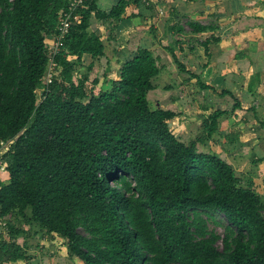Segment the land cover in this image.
<instances>
[{
  "label": "trees",
  "instance_id": "16d2710c",
  "mask_svg": "<svg viewBox=\"0 0 264 264\" xmlns=\"http://www.w3.org/2000/svg\"><path fill=\"white\" fill-rule=\"evenodd\" d=\"M99 1H84L47 83L51 40L69 0H0V143L8 144L0 264L27 261V242L17 240L38 232L61 238L73 264H264V194L250 180L243 184L223 157L197 149L228 112L213 111L193 141L174 135L176 114L148 99L158 89L161 56L137 47L111 70L105 54L118 24L140 16L127 9L149 0H116L109 10ZM188 26L196 34L214 30ZM146 34L157 39L150 25ZM213 41L202 43L208 58ZM175 44L166 49L179 73L213 91L186 70ZM213 213L228 224L223 238L208 230Z\"/></svg>",
  "mask_w": 264,
  "mask_h": 264
},
{
  "label": "crops",
  "instance_id": "0c3cea01",
  "mask_svg": "<svg viewBox=\"0 0 264 264\" xmlns=\"http://www.w3.org/2000/svg\"><path fill=\"white\" fill-rule=\"evenodd\" d=\"M211 1V6L214 7L213 10H210L211 6L208 5V0H149L148 7L132 5L127 9L126 14H139L140 16L124 19L118 24L113 31L116 41L114 39L106 42L105 54L110 60L111 70H114L117 66L116 60H125L137 47L151 49L155 55H160L162 60L167 56L166 47L170 43L178 42L179 45L175 44L174 52L176 56L182 61L187 71L191 72V70L196 71L199 69L197 75H200L203 83L211 87L213 91L203 90L202 99H199L198 93V97L194 96L190 99L185 95L184 100L183 98L178 100L176 92L182 89L180 87L186 81H181L180 74L175 73L172 86L168 85L169 90L173 92V97L167 105H161L164 98H161L162 94H160L161 96L154 100L156 106L174 112L176 114L175 118L183 117V119H186L187 122L183 125L182 131L189 129L192 125V119L198 122L202 128V121L213 111L228 112L227 115L219 119L218 131L215 133L219 136L217 139V144L220 147L217 146L220 152L219 156L224 157L232 166L230 160H228L229 154L227 152L237 151L234 155L239 156L238 159L242 162L240 165L243 166L245 162L250 161L252 152L257 149L254 153L257 154L258 158L251 161L259 165L257 167H264V125H261V122L264 123V0H228L231 12L229 16L224 15L223 18H220V14L214 13L218 1ZM99 2L102 9L109 10L116 0H100ZM159 6H161V13L157 9ZM210 14L211 19L215 18L218 22L222 21L223 25L215 26L213 22L205 24L203 19L209 17ZM162 16L165 18V22L162 29H160L157 21ZM180 19H187L188 23L192 22L200 26L211 27L214 30L196 34L189 27L190 32L185 33L183 30L180 34H177L176 26L177 24L180 25ZM226 22L227 24H224ZM93 25L97 28L98 24L94 22ZM149 25L156 30V40L151 39L146 34ZM210 36L217 41L207 43L208 58L204 53L202 43ZM163 38L168 40L166 45L162 43ZM182 41H185L186 47ZM114 45L117 46L116 50ZM89 61L91 62V57L84 55V66H87L90 63ZM160 66L163 69L155 79V84L157 80L162 79L165 74L173 70L170 69L173 67L172 59L169 65L160 61ZM110 74H113V76L110 77ZM110 74L108 77L115 80V73ZM157 87L158 93L159 90L163 91V94L166 92L164 88L167 86L162 88L163 90L159 86ZM226 91L232 97L220 96L222 92ZM150 99H152L151 96ZM255 102H258L257 106H255ZM235 104H238V106L232 110ZM253 104L255 105L253 106ZM257 117L259 122H257ZM229 122L231 123L225 132L221 131L220 127H224ZM242 124L257 125L252 129L255 140L252 139V144H250V141L243 144L244 138H247L245 133L249 132V129L241 128ZM169 127L171 128V126ZM171 130L174 135L183 140L182 134L175 131L176 127H172ZM183 141L187 142L186 140ZM208 141H206V145ZM205 144L200 145L204 146ZM240 165L237 167L239 168ZM238 172L240 173V170L237 171V174ZM240 175L238 174V176ZM17 242L22 245L23 240L18 239ZM60 243H62V246L61 244L55 246L57 249H61V252H53L49 256L55 258L54 260L58 264H73L71 261H67L63 241H60ZM52 258L37 259L35 255H32L26 261L27 263L16 261L7 264H51Z\"/></svg>",
  "mask_w": 264,
  "mask_h": 264
},
{
  "label": "rangeland",
  "instance_id": "374dc122",
  "mask_svg": "<svg viewBox=\"0 0 264 264\" xmlns=\"http://www.w3.org/2000/svg\"><path fill=\"white\" fill-rule=\"evenodd\" d=\"M152 1H156V0H152ZM217 1H218L217 2V6H215L213 4V6H215V9H214L215 12L214 13L215 14H218V15L220 14L221 15L220 18H223L224 15H228L229 16L230 15V12H231V10H230V2L228 0H217ZM208 2H209L208 5L211 6V2L212 1L211 0H208ZM160 8H161V6H159V8H157V9L161 13V9ZM213 8L214 7L211 6L210 7V10L211 9L213 10ZM211 14L209 15V17H206L207 19L206 18H204V19L202 18L203 19V22L205 24L212 23L213 22L215 24V26L221 25L222 24V21L220 20L221 22H218L217 19H215V18H212L211 19ZM196 16H198V15H196ZM187 19H180V22H179L180 25H181V27L185 31V33L190 32V28L188 26ZM199 20H201V19H199ZM230 21H228V22H230ZM164 22H165V18L163 16L160 17V19L157 21V25L160 26V29H162V26H163ZM224 24H227V22L224 23ZM95 28H96L95 25H93L92 26V29H95ZM162 43H163V45H166L168 43L167 38H163L162 39ZM182 43L186 47L185 41H182ZM126 58H130V55L128 57H126ZM161 62H163L166 65L167 64L168 65L170 64V62H171V56L168 53V51H167V56L164 57L161 60ZM172 66L173 67H171L170 69L171 70L173 69V70L170 71L168 74H165L162 79L157 80L156 81V86H159V88H161V89L164 88L165 86H168V85L172 86V81H173V79H175V76H173V75H175V73L177 75L180 74L178 67L173 62H172ZM198 70L199 69H197L196 71L191 70V72H192L191 74H198L197 73ZM82 72H83V69H81L79 71L77 70L76 73H75V77L77 78L78 75L80 73H82ZM112 76H113V74H110V77H112ZM94 77H95V75L92 74L91 75V80ZM179 78L181 79V81L184 80L186 82H185V84L183 86L180 87L182 89L180 91L177 90V92H176L177 93L176 94V98L178 100H181V98H183V100H184V98H185L184 96L185 95L188 96V98H190V99L194 98V96L198 97V95H197L198 93H199V99H202V96H203L202 95L203 94L202 91L203 90H201L200 87L197 85L195 79L190 78L189 73L180 74L179 75ZM110 80H112V79L110 78ZM102 82H103V80H101V83ZM178 91H179V93H178ZM160 94H162V97L161 98H164L163 103H161V105L162 104L163 105H167L168 102H169V100L173 97L172 96L173 92H171L170 90L169 91L166 90V92L164 94H163V91H161V90H159V93H158L157 89L156 90H153V91H151L148 94V99L149 100H150V96L152 97L151 100H152V106L153 107H154V104H155L154 100L158 99L161 96ZM154 97H157V98H154ZM255 104H253V106L254 105L257 106L258 105V102H255ZM249 115H250V113H249ZM250 116H252V115H250ZM258 119L259 118L257 117V122H259ZM186 122H187L186 119H183V117H179V118H175L172 121H170L169 126H171V128L172 127H176V130L175 131L176 132H179L180 134H182L183 140H186L187 142L189 140H195L198 137H200L203 130L201 128V125L198 122H196L195 120H193V119L191 121V124L192 125L189 127V129L187 131L186 130H183L182 131L183 125L186 124ZM194 123H196L195 126H193ZM230 123L231 122L226 123L224 127L221 126L220 127L221 129L220 130L223 131V132H225V130L228 128V125ZM241 126H242L241 128H243V129H249L248 130L249 132H247V133L244 132L245 133V137H247V138H244L243 144H246L248 141H250V144H252L251 141H252V139L254 140V138H253L254 135H252V129H254L257 125H255V124H251V125L250 124H242ZM213 135H214L213 136V139L210 138V140L207 142V145L206 144L204 146H202L200 144L197 145L198 151L205 152V153H207V152H213V153L219 155V153H220L219 152V149H218L219 146L217 144V139H218L219 136H218V134H213ZM256 150H254L252 152V154L250 156V158H251L250 161L245 162L243 164V166L240 165V163H242V162H241V160L238 159L239 156L238 155H234L237 151H235V152L234 151H228L227 152V154H229L228 160H230V162L232 164V167L234 168L235 171H236V169H237V171L240 170V173L238 172V174L239 175L241 174L240 177H241V179L243 181L242 182L243 184H245L246 182H248V180H250L253 183V185L255 186L256 190L260 194H264V172H263L264 171V167H257L259 165L255 164V162H252L251 161L252 159H253V161L254 160H257L256 158H258L256 156L257 154L254 153ZM238 165H240L239 168L237 167ZM235 167H237V168L235 169ZM237 171H236V174H237ZM262 214L264 216V211H263ZM211 216H212L211 219H207L205 216H203L208 221V224H207L208 230L210 232H214L220 238H223V236L225 234V228H226V226H228L227 222L225 221V218L222 215L217 214V213H213ZM15 224L20 229L22 228L24 231H26L25 234H27V230L29 229L28 226H22L21 224H19V222H16ZM36 230H37V228L36 227H33V228H31L28 231V233L33 234V232L36 231ZM20 239H22L23 241L25 240L27 242L26 249H27V257H28V259L32 255L33 256L35 255L37 259H40V258H44V259H49L50 258L51 259L52 258V257H50L51 256V253H53V252H55V253L61 252V249H57L55 245H60L61 244V246H62V243H60V241H63L61 238L52 239L51 236L46 235L43 232H38L35 235L30 236L29 238L24 237V236H21ZM217 246L219 248L222 246L221 241H219L217 243ZM58 247H60V246H58ZM54 259L55 258H52V261L50 260L52 262L51 264H58V263L55 262L56 260H54ZM24 262H26V261H24Z\"/></svg>",
  "mask_w": 264,
  "mask_h": 264
},
{
  "label": "built area",
  "instance_id": "2783aa9c",
  "mask_svg": "<svg viewBox=\"0 0 264 264\" xmlns=\"http://www.w3.org/2000/svg\"><path fill=\"white\" fill-rule=\"evenodd\" d=\"M84 1L85 0H69L67 10L62 13V16L59 20L57 33L54 35V39L51 40L50 44L51 51L49 54V70L46 75L47 83L50 81V78L52 76L50 71L55 66L53 62V57L59 53L60 48L62 46V41L64 39V36L67 34L68 30L74 24H77L79 22L78 12L85 7ZM7 147L8 144H5L4 142L0 143V169H3L1 164V156L3 155ZM6 231L7 228L5 227L4 222L0 221V242L8 238V234Z\"/></svg>",
  "mask_w": 264,
  "mask_h": 264
}]
</instances>
